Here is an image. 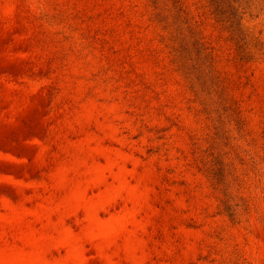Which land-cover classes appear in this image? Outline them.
Listing matches in <instances>:
<instances>
[{
    "label": "rangeland",
    "instance_id": "1",
    "mask_svg": "<svg viewBox=\"0 0 264 264\" xmlns=\"http://www.w3.org/2000/svg\"><path fill=\"white\" fill-rule=\"evenodd\" d=\"M0 264H264V0H0Z\"/></svg>",
    "mask_w": 264,
    "mask_h": 264
},
{
    "label": "trees",
    "instance_id": "2",
    "mask_svg": "<svg viewBox=\"0 0 264 264\" xmlns=\"http://www.w3.org/2000/svg\"><path fill=\"white\" fill-rule=\"evenodd\" d=\"M231 9H232V11H233V13H234V15H233V17H235L236 18V20H237V24H236V26H237V29H238V32H240V36L241 37H243V39H244V33H242V30H241V18L240 17H238V8H236V7H234V6H232L231 7ZM238 38V41H236V36H235V41H234V46H235V48H236V52H237V56H238V59L240 60V61H248V60H250V59H252V58H254L255 57V55H261L262 53V50L263 49H258V51H257V53H251L247 48H246V46H245V44L246 43H244V44H242V45H240V43H239V41L241 40L240 39V37H237ZM250 41L255 45V46H261L260 45V42L256 39V38H254V37H250ZM201 55H202V61H203V64L210 70V72L213 74V75H215V73H214V70H213V68H212V64H211V62H210V60H209V58H208V55H207V53H206V49H201Z\"/></svg>",
    "mask_w": 264,
    "mask_h": 264
}]
</instances>
